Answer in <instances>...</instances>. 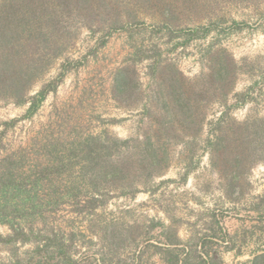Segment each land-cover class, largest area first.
I'll return each mask as SVG.
<instances>
[{"label": "rangeland", "instance_id": "rangeland-1", "mask_svg": "<svg viewBox=\"0 0 264 264\" xmlns=\"http://www.w3.org/2000/svg\"><path fill=\"white\" fill-rule=\"evenodd\" d=\"M10 48L22 52L11 59ZM15 59L29 69L26 98L57 86L31 116L30 103L0 95V172L13 163L36 177L99 136L132 179L94 213L65 203L46 215L65 238L75 233L72 264H264V0H0L6 80ZM183 88L203 128L196 141H162L168 163L152 174L139 158L157 129L150 117ZM217 137L227 142L214 165ZM245 138L250 158L235 166ZM115 140L134 141L119 152ZM80 173L48 179L63 195ZM51 190L46 180L40 196ZM35 241L0 246V264H26Z\"/></svg>", "mask_w": 264, "mask_h": 264}, {"label": "trees", "instance_id": "trees-1", "mask_svg": "<svg viewBox=\"0 0 264 264\" xmlns=\"http://www.w3.org/2000/svg\"><path fill=\"white\" fill-rule=\"evenodd\" d=\"M18 52L22 51L10 48L6 54L8 58H16ZM16 61L17 63H13V67L10 65L12 77L9 80H6L2 75L4 67L0 68V95L3 94L5 98H16V104L30 103L28 116H31L39 109L47 95L56 89L57 85L50 83L35 96L26 98L32 86L28 81H24V78L29 77V69L23 68L21 59ZM124 73L126 70H122L118 75L117 84L119 86L126 81ZM171 95L167 103L169 111L150 117L152 126L155 124L157 129L153 138L146 137L147 145L140 150L141 157L139 158L142 162L147 163L149 172L155 175L163 174L168 163V154L160 153L161 148L166 150L164 145H161L162 141L163 144L164 142L171 143L182 140L185 136H190L192 140L196 141L203 128L204 117L197 113L192 96L187 94L184 88L179 93L171 92ZM234 125L237 130L244 133L248 130V123H235ZM216 139L212 152L218 158L212 161L214 165L219 161V153L224 151L227 142L225 137ZM245 139L246 144L239 153L237 157L239 161H235V166H242L243 162L250 158V141ZM133 141L115 140L117 151L122 152V149L127 148ZM74 145L77 147L69 152L67 159L56 158L52 166L42 168L37 172L36 177H21L13 169V163H9L8 168L0 172V226L3 225L9 230L7 235L0 233V246L7 247L25 243L31 241V237H33L34 241L36 240V248L26 264H72L71 247L75 233L71 232L68 234V238H65L64 232L61 233V230L47 226L46 215L57 212L65 203L72 207V211L76 215H82L86 210L94 213L104 204L103 198L107 197L106 192L128 187V182L132 181L126 175L127 172H124L127 171L125 165L118 162L114 167L111 164L109 155L106 154L109 147L102 143L99 136H89L83 143ZM77 168L81 172L80 177L68 182V185L65 186L67 188L65 194L60 195L55 192L59 185H62L61 180H57L56 183L52 179H48L49 175H59L66 171L74 172ZM242 171L244 170L238 171L239 174ZM46 180L49 181L50 189H52L47 200L40 196V189ZM84 186L92 190L88 193L90 196L82 193L81 189ZM39 223H43L40 228L38 227ZM14 264L23 263L15 262Z\"/></svg>", "mask_w": 264, "mask_h": 264}]
</instances>
